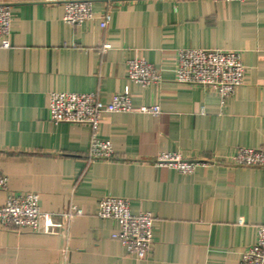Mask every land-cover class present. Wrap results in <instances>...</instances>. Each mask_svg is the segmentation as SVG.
Instances as JSON below:
<instances>
[{"label":"crops","instance_id":"obj_1","mask_svg":"<svg viewBox=\"0 0 264 264\" xmlns=\"http://www.w3.org/2000/svg\"><path fill=\"white\" fill-rule=\"evenodd\" d=\"M0 4L12 10L11 47L0 48V175L9 179L0 207L11 194L36 193L42 212L36 232L0 223V264H242L264 225V167L233 163L239 148L264 149V0L97 2L80 27L64 21L60 4ZM190 48L242 53L245 76L225 105L216 92L175 83L177 51ZM137 54L160 70V83L128 79ZM125 91L136 110L162 112L106 115L98 135L113 160L88 159L89 126L51 120L50 93H97L108 104ZM165 152L209 163L182 174L154 164ZM107 195L154 216L143 260L112 238L118 224L97 216ZM70 204L82 215L67 226Z\"/></svg>","mask_w":264,"mask_h":264},{"label":"built area","instance_id":"obj_2","mask_svg":"<svg viewBox=\"0 0 264 264\" xmlns=\"http://www.w3.org/2000/svg\"><path fill=\"white\" fill-rule=\"evenodd\" d=\"M46 4L64 7V21L72 27H80L94 19V5L104 2L108 6L117 0H44ZM224 2H245L247 0H221ZM111 21V13L105 11L101 16V29L105 30ZM12 25V10L7 4H0V48L11 47L9 36ZM105 43L104 53L111 49ZM242 53L235 50L220 49H180L176 56L175 83L191 88H205L216 92L222 102L234 95L245 76ZM129 80L145 87L161 82L160 70L148 63L141 55L127 62ZM51 120L56 124H74L89 126L92 138L88 150L90 161H108L114 158L111 142L98 135L101 121L112 113L139 112L147 115H159V106H143L135 109L128 91L114 94L111 102L105 104L97 93L82 94L53 92L49 94ZM205 159L186 160L176 152L160 153L154 164L176 169L182 174H193L199 167L207 165ZM233 163L242 167H264V149L239 148ZM9 179L0 175V190H7ZM40 198L36 193L11 194L0 207V223L6 230L39 229L41 217ZM66 225L82 211L70 204L62 214ZM97 216L102 220H111L118 224L119 230L112 238L118 240L128 254L143 260L148 256L154 244L155 218L149 213L133 214L130 201L125 198L107 195L98 202ZM242 223V222H241ZM242 264H264V225L259 226L256 243L243 253Z\"/></svg>","mask_w":264,"mask_h":264}]
</instances>
